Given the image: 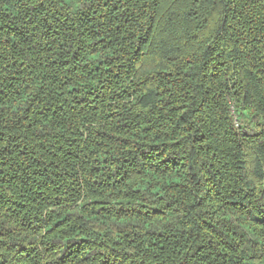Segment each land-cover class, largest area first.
<instances>
[{
	"label": "trees",
	"instance_id": "trees-1",
	"mask_svg": "<svg viewBox=\"0 0 264 264\" xmlns=\"http://www.w3.org/2000/svg\"><path fill=\"white\" fill-rule=\"evenodd\" d=\"M0 264H264V0H0Z\"/></svg>",
	"mask_w": 264,
	"mask_h": 264
}]
</instances>
